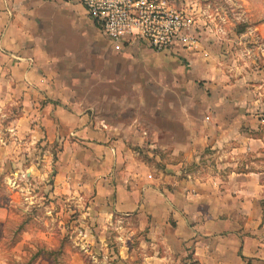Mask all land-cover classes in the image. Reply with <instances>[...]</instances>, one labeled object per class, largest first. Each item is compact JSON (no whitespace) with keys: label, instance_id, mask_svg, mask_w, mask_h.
Instances as JSON below:
<instances>
[{"label":"crops","instance_id":"crops-1","mask_svg":"<svg viewBox=\"0 0 264 264\" xmlns=\"http://www.w3.org/2000/svg\"><path fill=\"white\" fill-rule=\"evenodd\" d=\"M70 3L78 4L0 0V69L9 70L8 99L22 102L6 142L0 138V170L15 182L54 164L51 195L73 200L75 218L87 220L83 227L71 223V246L89 253L93 243L101 244L102 257L117 255V264H264V106L259 97L232 91L242 80L221 63L228 50L219 53V33L207 26L212 16L202 20V6L195 7L192 32L200 47L182 56L134 39L118 50ZM56 21L68 22L64 38L79 34L83 21L90 26L82 34L87 60L100 49L92 36L114 46L119 75L102 79L100 104L51 76L49 26ZM123 56L133 67V94H127ZM10 191L12 202L23 195ZM112 230L118 231L115 242ZM138 233L139 253L133 245Z\"/></svg>","mask_w":264,"mask_h":264},{"label":"rangeland","instance_id":"rangeland-1","mask_svg":"<svg viewBox=\"0 0 264 264\" xmlns=\"http://www.w3.org/2000/svg\"><path fill=\"white\" fill-rule=\"evenodd\" d=\"M184 1L179 0L181 4ZM188 1L186 2L189 6L196 3L195 0ZM70 4L74 6L73 12L76 16L82 20L90 18L83 6ZM196 4L197 7L202 6L201 13L204 16H199L202 20L207 21L212 16V22L210 24L207 22V26L212 34L219 33L218 39L214 37L218 42L219 53H222L223 49L228 50L223 54L225 58L221 59V63L226 67V73L230 75L235 72L237 75L235 78L242 80V83L235 85L232 91L259 97L258 102L264 106V0H198ZM82 24L85 26L81 29V34L79 32L75 37L66 35L68 38L62 37L64 35L62 32L68 31L69 34L71 32L68 22L56 21L54 25L49 26L53 46L51 53L55 57V67L51 76L58 78L64 86L79 97L87 98L94 104H100L103 94L102 79L106 76L113 77L114 71L116 77L119 75L118 68L114 64L115 60L110 55L115 52V48L110 42L103 41L100 36H92L94 44L101 50L94 49L93 58L87 60L82 34H88L91 28L84 21ZM65 25L68 28L60 30V26ZM210 38H212L209 40L210 43L216 42L212 36ZM70 47L72 49L70 53L61 51ZM98 55H103L105 61L111 62L108 68H106L108 63ZM121 58L125 62V65L121 66V69L125 71L123 76L130 80L127 94H133L134 88L137 87L132 80L133 67L129 64L127 56ZM8 71L4 68L0 69V138L5 142V138H8L11 132L7 128L19 117L22 108L21 100L17 98L10 100L7 97L11 90V86L5 82ZM230 77L233 78L231 75ZM110 93L114 92L110 91ZM259 134L264 135V128ZM26 165H28L27 162H24L23 170ZM52 165L54 164L40 172L36 168L30 170L32 173L36 172V175L29 177L25 173L24 177L16 178L15 182L10 181L12 175L10 171H6L5 168L0 170V207L3 208L0 212V264H117V255H113L111 259L102 257L101 244L93 243L91 250H88L89 253L82 249V245L71 246L73 242L71 236L73 234L75 236L74 229L70 227L71 223L75 226V222H78L76 226L83 227L86 226L87 220L82 217L80 222L79 214L75 218L76 213H72L70 209L74 204L73 200L51 195ZM41 174H44V177ZM12 188L23 191L19 201L12 202L10 191ZM132 220L135 221L134 218ZM92 230L89 229L90 233ZM78 233L82 232L78 231ZM93 233L99 235L100 231ZM117 233L116 230L108 233L114 242ZM24 235L29 237L27 239L29 243L17 245L16 242ZM142 237L143 234L138 233L133 241L138 253ZM115 245L118 246L117 243L113 244L114 247ZM91 254L98 259H93ZM125 264L140 263L135 259L125 261Z\"/></svg>","mask_w":264,"mask_h":264},{"label":"built area","instance_id":"built-area-1","mask_svg":"<svg viewBox=\"0 0 264 264\" xmlns=\"http://www.w3.org/2000/svg\"><path fill=\"white\" fill-rule=\"evenodd\" d=\"M88 16L115 43L118 50L136 40L157 51L184 56L198 50L200 39L193 34L198 0H76ZM194 3V2H193ZM209 58V53L204 52Z\"/></svg>","mask_w":264,"mask_h":264}]
</instances>
